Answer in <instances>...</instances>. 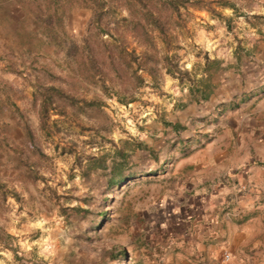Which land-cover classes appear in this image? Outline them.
<instances>
[{
    "label": "rangeland",
    "instance_id": "rangeland-1",
    "mask_svg": "<svg viewBox=\"0 0 264 264\" xmlns=\"http://www.w3.org/2000/svg\"><path fill=\"white\" fill-rule=\"evenodd\" d=\"M44 1H39L43 9ZM205 1H212L211 9L224 18L192 5L186 10L180 9L181 24L172 18L175 25L184 26L172 30L180 45V63L187 70L200 63V58L195 57L198 51L209 58L220 52L227 57L237 54L239 59L247 61L246 50L264 34V21L258 18L264 17V0H228L235 5V12L221 8L217 0ZM32 2L0 0V145L6 149L3 145L8 141L20 148L27 159V164L18 163L10 150H0V182L6 193L0 203V225L10 237L7 239L10 249H0V264H138L136 255L143 253L140 245L158 243L161 230L174 224L168 214L160 211L173 204L161 202V195L173 184L170 178L161 180V176L167 175L159 173L170 169L169 177L176 176L177 159L164 160L162 154L157 155L163 148L172 150L171 143L163 141L164 133L158 128H168L161 117L165 119L171 105L184 100L181 90L185 87L165 74L153 86L149 77L141 73L146 84L141 87L137 102L121 107L103 97L106 106L100 109L102 112L88 110L77 115L74 121L51 116L57 135L44 136L38 127L27 77L63 87L65 83L51 81L48 72L63 75L68 68L61 52L53 45L40 48L35 45V39H45L44 30L48 27L47 23L44 27L34 23L33 15L25 12V7ZM114 7L113 16H125L123 7L115 3ZM90 17L89 10L76 7L69 10L63 22L66 38L78 44ZM224 19H228L227 28ZM125 37L129 42L127 34ZM155 42L160 49L159 41ZM13 69L19 72H12ZM93 92L100 96L97 89L90 87L87 97ZM15 108L22 114L27 129L18 120ZM96 123L105 127L115 141L126 137L123 131L146 140L157 151L159 162L154 163L141 151L138 171L145 174L109 189L104 188L102 176L82 177L74 166V159L78 157L83 162L84 154L97 151L95 145L99 140L87 130ZM88 141L95 144L87 145ZM80 148L83 153L75 152ZM101 148L108 145L103 144ZM147 171H151L149 176ZM49 187L61 195L62 207L79 210L66 219L49 195ZM12 190L19 193L20 201L10 196Z\"/></svg>",
    "mask_w": 264,
    "mask_h": 264
},
{
    "label": "trees",
    "instance_id": "trees-1",
    "mask_svg": "<svg viewBox=\"0 0 264 264\" xmlns=\"http://www.w3.org/2000/svg\"><path fill=\"white\" fill-rule=\"evenodd\" d=\"M39 1L41 0H33L24 9L25 12L33 15L34 23L39 22L43 27L47 23L48 28L44 30L45 39H35V45L39 48L43 45H53L61 52L68 68L63 75L48 72L50 80L65 83L63 87L53 83L45 84L36 77H27V84L32 89L33 105L36 106L38 127L46 137L57 135L55 121L50 122L51 116L74 121L77 115L84 114L88 110L102 112L100 109L106 106L103 97L121 107L140 100V89L146 84L141 73L149 77L153 86L158 85L161 74L169 75L180 87H185L192 101L205 102L216 88L214 82L216 74L227 68L221 65L220 60L209 58L205 53L200 55L198 51L195 57L200 58V63L189 70L185 69L178 55L180 45L172 34L173 29L184 27L175 25L172 18L174 17V22L181 24L180 9L186 10L190 5L205 10L217 18H224L216 10L211 9L212 1L45 0L44 9ZM215 2L221 8L235 12V5L232 2L228 0ZM114 3L123 7L125 16H113ZM75 7L91 12V17L85 25L84 35L78 44L66 38L63 27L67 12ZM258 18L264 21V17ZM224 20L227 28L228 19ZM155 40L159 41L160 49L156 48ZM13 70L12 72H19ZM90 87L97 89L100 96L93 92L87 97V90ZM183 101L187 100L182 99L179 105L183 104ZM14 110L17 111L20 123L27 129L26 122L22 121V114L17 108ZM161 122L168 128L170 126V130L175 134L183 130L180 125H171L163 117ZM87 130L99 140V143L95 145L97 151L84 154L83 162L75 157L74 166L82 177H89L90 174L102 176L104 188L115 187L144 174V171H138L141 151L147 153L146 157L154 163L159 162L156 154L143 140L130 135L122 128L121 131L126 137L116 141L99 123L89 126ZM0 138H2L1 135ZM169 141L170 139L167 140V144L171 143V147L177 144L178 146L186 145L184 138ZM86 144L93 146L95 143L88 141ZM103 144L108 145V148H101ZM3 146L6 149L0 145V150H10L11 154L15 155L16 162L27 164V159L20 148L6 140ZM75 152L83 153V150L80 148ZM146 174L149 176L151 171H147ZM70 177L72 178V175ZM48 192L53 202L59 205L58 208L66 219L79 210L77 207H62L63 202L59 201L61 195L57 194L54 188L49 187ZM5 194L4 185L0 182V203L5 200ZM10 196L16 202L20 201L17 191L12 190ZM101 214L103 216L104 213ZM9 238L0 225V246L4 249H10L7 243ZM120 253L123 254L122 251Z\"/></svg>",
    "mask_w": 264,
    "mask_h": 264
},
{
    "label": "crops",
    "instance_id": "crops-1",
    "mask_svg": "<svg viewBox=\"0 0 264 264\" xmlns=\"http://www.w3.org/2000/svg\"><path fill=\"white\" fill-rule=\"evenodd\" d=\"M258 38L247 61L210 56L227 68L216 74L207 101H192L181 90L187 101L171 105L165 120L182 132L158 128L163 141L186 140L157 153L177 159L176 176L169 177L170 169L159 173L173 184L160 196L173 204L160 211L174 224L161 230L158 243L140 245L136 263L264 264V34Z\"/></svg>",
    "mask_w": 264,
    "mask_h": 264
},
{
    "label": "built area",
    "instance_id": "built-area-1",
    "mask_svg": "<svg viewBox=\"0 0 264 264\" xmlns=\"http://www.w3.org/2000/svg\"><path fill=\"white\" fill-rule=\"evenodd\" d=\"M224 258L226 259V258H227V256H226V255H224Z\"/></svg>",
    "mask_w": 264,
    "mask_h": 264
}]
</instances>
